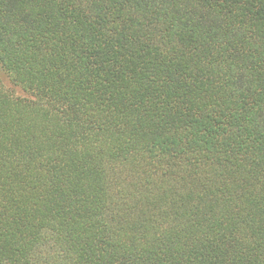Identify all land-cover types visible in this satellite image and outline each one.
Masks as SVG:
<instances>
[{"label": "trees", "instance_id": "obj_1", "mask_svg": "<svg viewBox=\"0 0 264 264\" xmlns=\"http://www.w3.org/2000/svg\"><path fill=\"white\" fill-rule=\"evenodd\" d=\"M0 72V264H264V0H0Z\"/></svg>", "mask_w": 264, "mask_h": 264}, {"label": "rangeland", "instance_id": "obj_2", "mask_svg": "<svg viewBox=\"0 0 264 264\" xmlns=\"http://www.w3.org/2000/svg\"><path fill=\"white\" fill-rule=\"evenodd\" d=\"M0 78H1L4 86L7 87L8 89H10V85L8 84L7 79L5 78V76L1 72H0ZM12 91H14V90H12ZM15 92H17V90H15Z\"/></svg>", "mask_w": 264, "mask_h": 264}]
</instances>
